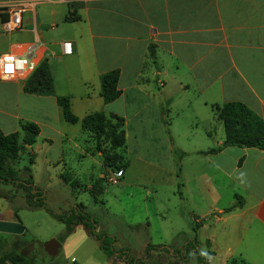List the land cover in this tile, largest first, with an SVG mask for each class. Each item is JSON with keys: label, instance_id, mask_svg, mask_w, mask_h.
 <instances>
[{"label": "crops", "instance_id": "0c3cea01", "mask_svg": "<svg viewBox=\"0 0 264 264\" xmlns=\"http://www.w3.org/2000/svg\"><path fill=\"white\" fill-rule=\"evenodd\" d=\"M18 4L28 5L22 27L7 31ZM9 54L30 55L37 68L48 61L55 93H27L33 73L0 74V133L23 137L22 125L34 123L40 134L26 150L32 159L41 156L49 171L77 149L104 167L105 178L112 169L81 122L65 120L57 98L68 97L80 121L98 112L117 115L124 119L120 153L127 168L116 199L126 225L147 227L150 245L170 247L184 235L174 249L197 235L214 253L210 264H264V151L209 152L225 141L219 116L225 104L242 103L264 121V0H0V66ZM115 70L120 96L106 103L101 79ZM24 196L15 184L0 185V221L18 222ZM236 201L242 205L229 210ZM193 217L209 221L195 232ZM110 260L126 264L118 254Z\"/></svg>", "mask_w": 264, "mask_h": 264}, {"label": "trees", "instance_id": "16d2710c", "mask_svg": "<svg viewBox=\"0 0 264 264\" xmlns=\"http://www.w3.org/2000/svg\"><path fill=\"white\" fill-rule=\"evenodd\" d=\"M119 71L115 70L105 74L101 79V94L106 103L117 100L120 96L118 90ZM25 91L34 94H54V82L48 61H43L37 70L26 80ZM58 104L63 110L64 118L68 123L77 124L81 122L84 131L88 132L96 143L97 152L104 158L106 167L123 171L127 168L124 157L120 151L126 146V135L124 130V119L117 115H107L105 112L93 113L86 116L81 121L74 115L71 109V102L68 97H58ZM220 119L224 123L226 138L219 149H212L210 153L217 152L222 148L230 146L258 148L264 151V121L242 103L225 104L219 111ZM23 137L20 132L9 135L0 133V185L15 184L24 193L25 208L29 210L43 209L50 212L56 219L66 225V230L62 234L60 241H64L73 234L77 227L84 226L91 236L95 237L101 244L109 258L118 254L123 257L126 264H145L151 251H165L163 246L148 245L146 257L134 258L129 255L128 250L117 251L114 247L115 239L108 235L97 234L98 222L81 205L63 215L51 212L45 203L44 193L37 189L34 184L30 169L17 170L22 154L27 147H32L40 134V128L34 123L22 125ZM96 191V190H95ZM181 195V194H180ZM242 203L236 201L229 210L240 207ZM19 208L15 209V217L21 222L18 216ZM203 220L199 223L193 217L191 223L195 232L208 223ZM140 228V225L133 229ZM173 256L178 257L182 262L188 264L193 255L197 258V264H210V258L214 255L211 251H204L201 243L196 237L190 240L184 247L174 249ZM3 262L13 264H29L25 257L18 253L5 254ZM155 264H162L156 261Z\"/></svg>", "mask_w": 264, "mask_h": 264}, {"label": "rangeland", "instance_id": "374dc122", "mask_svg": "<svg viewBox=\"0 0 264 264\" xmlns=\"http://www.w3.org/2000/svg\"><path fill=\"white\" fill-rule=\"evenodd\" d=\"M80 144L85 146L83 140H80ZM78 152L77 149L68 151L67 164H61L59 168L49 171L41 156L32 159V153L26 152L22 154L16 169H31L34 183H37L44 193L46 206L51 212L63 215L66 212L62 210L70 212L75 208L74 206L70 209L68 203L84 204L86 212L98 222L97 234L114 238V247L117 251L128 247L134 256L143 258L145 251L142 246L146 243L150 245L151 235L145 226L135 230L131 225H126L123 216L125 206L116 199L122 179H119L120 183L119 181L109 183L107 177L101 178L106 172L104 167L94 165L91 160H85ZM115 173V170H108L107 175H113L115 178ZM95 182H98V188L95 187L97 191L94 189L90 192L85 189ZM102 189L105 190L104 193ZM19 216L20 223L25 227V233L22 235L0 233V264H13L1 260L5 254L12 252L23 255L29 264H73L75 261L84 264L87 260L89 261L85 264H113L101 248L100 242L89 234L86 227L76 229L73 235L69 236L70 238L67 237L69 238L67 241L66 238L62 242L60 238L66 230V225L50 212L43 209H22ZM52 239L59 240L63 245V250L58 256H51L45 250V244ZM183 241L184 235L170 241V247L163 246L166 248L165 252L155 250L153 255H149L150 258L145 264H155L159 260L162 264L176 262L186 264L172 254L173 242L179 244ZM192 258L195 260L196 256Z\"/></svg>", "mask_w": 264, "mask_h": 264}, {"label": "built area", "instance_id": "2783aa9c", "mask_svg": "<svg viewBox=\"0 0 264 264\" xmlns=\"http://www.w3.org/2000/svg\"><path fill=\"white\" fill-rule=\"evenodd\" d=\"M51 3L62 2L64 0H48ZM27 4H18L12 7L10 12V19L6 24L9 30L21 29L23 23V13L27 9ZM64 53L66 55H71L73 53V48L71 43L64 44ZM11 65L12 71H7L8 66ZM37 69V64L31 59L30 55L28 57H19L16 55H4L1 59L0 74L3 79H12L19 76H29L34 73ZM123 177V171H118L115 173V178L113 175L107 176L109 183H117L119 179ZM77 264V263H73Z\"/></svg>", "mask_w": 264, "mask_h": 264}, {"label": "water", "instance_id": "95a60500", "mask_svg": "<svg viewBox=\"0 0 264 264\" xmlns=\"http://www.w3.org/2000/svg\"><path fill=\"white\" fill-rule=\"evenodd\" d=\"M0 233L22 235L25 233V227L20 222L0 221ZM45 250L51 256H58L63 250V245L59 240L52 239L45 244ZM174 264H179V262Z\"/></svg>", "mask_w": 264, "mask_h": 264}, {"label": "snow or ice", "instance_id": "6c2138e0", "mask_svg": "<svg viewBox=\"0 0 264 264\" xmlns=\"http://www.w3.org/2000/svg\"><path fill=\"white\" fill-rule=\"evenodd\" d=\"M7 71L11 72V71H12V69H11L10 67H8V68H7Z\"/></svg>", "mask_w": 264, "mask_h": 264}, {"label": "clouds", "instance_id": "9594fccd", "mask_svg": "<svg viewBox=\"0 0 264 264\" xmlns=\"http://www.w3.org/2000/svg\"><path fill=\"white\" fill-rule=\"evenodd\" d=\"M8 67H10L12 69L11 65H9Z\"/></svg>", "mask_w": 264, "mask_h": 264}]
</instances>
